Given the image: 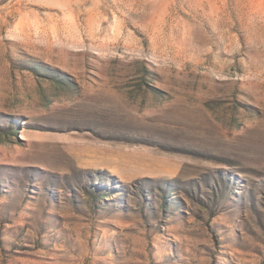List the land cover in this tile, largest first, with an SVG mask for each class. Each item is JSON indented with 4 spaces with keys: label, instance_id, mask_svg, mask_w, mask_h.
<instances>
[{
    "label": "rangeland",
    "instance_id": "374dc122",
    "mask_svg": "<svg viewBox=\"0 0 264 264\" xmlns=\"http://www.w3.org/2000/svg\"><path fill=\"white\" fill-rule=\"evenodd\" d=\"M0 264H264V0H0Z\"/></svg>",
    "mask_w": 264,
    "mask_h": 264
}]
</instances>
